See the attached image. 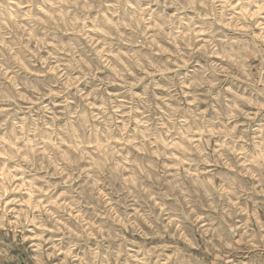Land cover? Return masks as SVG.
<instances>
[{"label":"rangeland","instance_id":"374dc122","mask_svg":"<svg viewBox=\"0 0 264 264\" xmlns=\"http://www.w3.org/2000/svg\"><path fill=\"white\" fill-rule=\"evenodd\" d=\"M146 3L0 0V141L20 138L23 144L19 134L25 126L39 139L41 129L32 125L40 124L44 112L10 102L20 95L16 85L24 89L46 86L42 70L30 74L14 61L10 49L32 63L26 44L34 38L36 42L55 40L73 55L90 56L98 33L81 35L79 26L104 27L107 16L117 12V18L126 21ZM224 3L232 7L223 28L216 19L191 12H180L168 21L172 8L157 7L146 19L149 23L167 21L170 33L190 26L206 31L213 47L237 54V61H229L227 69L203 52L183 46L169 51L172 41L167 47H157L139 30L127 36L120 33L112 41L105 38L109 49L127 46L130 59L143 60L151 69L147 77L136 78V86L98 93L105 113L113 105L125 108L123 114L107 115L103 127L106 138L112 137L120 116L123 143L112 152L118 155L127 149L124 159L131 158L134 166L130 179L141 186L140 195L123 199L120 192L124 189L115 191L114 211L124 217V223L116 220L86 183L64 190L39 167L25 166L21 173L14 170L21 166L18 157L0 159V198L9 199L12 208L0 211V264H264V151H258L254 135H264V0ZM159 38L162 45L168 39L163 34ZM8 69L12 83L3 75ZM93 83L101 86L98 80H87V85ZM85 94L76 93L81 99ZM87 119L86 113L82 129L105 136L101 129L88 127ZM53 127L69 131V125ZM240 135L250 139L241 145L237 142ZM7 149L8 145L0 144V151ZM113 171L116 179L119 170ZM5 172L11 173L7 179ZM13 176H22L23 181ZM34 182L50 189L44 196L46 202L55 203L54 196L64 201L53 209L57 219L47 228L43 226L51 218L43 211L25 212V204L34 201L25 198L23 189ZM31 195L39 198V193ZM133 207L137 211L129 219ZM30 224L40 226L39 235Z\"/></svg>","mask_w":264,"mask_h":264},{"label":"clouds","instance_id":"9594fccd","mask_svg":"<svg viewBox=\"0 0 264 264\" xmlns=\"http://www.w3.org/2000/svg\"><path fill=\"white\" fill-rule=\"evenodd\" d=\"M94 7L93 5V10ZM157 7H163L165 10L167 8L174 9L168 13V21L177 17L180 12H191L196 17L216 19L217 26L223 28L226 21L229 20L226 13L232 6L225 4L224 0H171L170 3L166 0H147L145 6L139 12H134L126 21L119 20L117 12L107 16V24L104 27L79 26L78 31L81 35L85 31L98 33V38L94 39L90 46L91 55L83 58L73 55L71 50L58 44L55 40L36 42L33 38L32 43L26 44V50L29 57L32 58V63L27 62L15 49H10L14 61L21 64L30 74H35L37 69H41V78L46 81V86H37L31 89H24L16 85V90L20 95L10 98V102L23 103L37 112L41 109L44 112L40 124L35 125L33 122L32 125L33 128L40 127L39 139H37L36 133L29 131L25 126L24 131L19 134L23 139V144L20 138L14 141L5 138L0 141V144L8 145L7 150L0 151V159L8 160L18 157L21 166L14 170L21 173L25 171V166L31 170L39 167L45 176L50 180H55L64 190L69 185L78 189L86 183L92 190V194L102 199L103 206L113 211L116 220L121 224L124 223V217L114 211L116 207L113 203L115 191L124 189L120 192V199H123L125 195L129 197L140 195L141 186L138 182L130 179L134 166L131 164V158L124 159L127 149L119 150L118 155L112 152V149L119 148L123 143L118 131V128L122 127V124L119 123L120 116L116 117V128H114L112 137L106 138L107 132L103 127L107 115L123 114L125 108L113 105L109 112L105 113L98 93L120 92L126 86H136V78L138 76L147 77L151 69L143 60L130 59L126 54L127 46L115 51L109 49L105 38L112 41L117 39L120 33L127 36L139 30L141 35H148L149 42L157 47H167L168 41H172L169 51L183 46L188 51L203 52L215 62L220 63L224 69L229 67V61L234 63L238 59L236 53L209 44L208 41L212 39L211 35L199 28L190 26L186 30L170 33L167 29V21L165 23H149L146 17H150ZM52 19L55 20V17L53 16ZM161 34L168 37L163 45L159 38ZM44 49H47V52ZM177 62H182V60ZM3 75L9 83L13 82L10 69L6 70ZM89 79L98 80L101 86L98 88L95 83L87 85ZM77 90L87 94L81 99L76 95ZM123 99L122 96L121 100ZM86 113L88 127L101 129L105 136H93L86 129L81 128ZM54 124L58 125L59 129L69 125V131H57L53 127ZM254 135L257 137L258 151H264V135L259 132ZM249 139L240 135L237 142L243 145ZM129 147L132 146L129 145ZM135 147H140L139 142ZM9 152L12 153L11 156H9ZM239 153L240 150L236 149V154L239 155ZM241 160H243L242 157ZM114 169L119 170V176L116 179H113ZM136 174L140 175L139 170H136ZM9 176H11L10 172L4 173L5 179ZM12 179L23 181L22 176H13ZM23 191L26 199L34 201L31 205L25 204V212L31 211L39 214L43 211L44 215L51 218L43 226L47 228L52 220L57 219L53 209L62 206L64 201L54 196L55 203L46 202L44 196L49 193L50 189L40 183L26 184ZM32 192L39 193V198L31 195ZM150 198L155 200V197ZM12 199H19V197L13 196ZM0 200L3 205L0 207V211L11 212L12 208L8 207L10 200L7 198H0ZM36 205L40 207H36ZM136 211L137 209L133 207L128 213V218H132ZM28 219H32L31 214ZM30 227L39 235V225L30 224ZM142 227L147 230L146 225L142 224Z\"/></svg>","mask_w":264,"mask_h":264},{"label":"bare ground","instance_id":"6f19581e","mask_svg":"<svg viewBox=\"0 0 264 264\" xmlns=\"http://www.w3.org/2000/svg\"><path fill=\"white\" fill-rule=\"evenodd\" d=\"M236 11V10H235ZM25 182V181H24Z\"/></svg>","mask_w":264,"mask_h":264}]
</instances>
